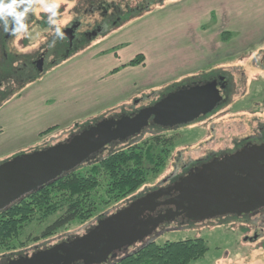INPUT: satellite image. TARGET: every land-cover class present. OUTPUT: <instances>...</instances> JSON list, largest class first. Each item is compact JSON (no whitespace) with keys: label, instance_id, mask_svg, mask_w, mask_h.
Instances as JSON below:
<instances>
[{"label":"rangeland","instance_id":"374dc122","mask_svg":"<svg viewBox=\"0 0 264 264\" xmlns=\"http://www.w3.org/2000/svg\"><path fill=\"white\" fill-rule=\"evenodd\" d=\"M126 2L144 8L131 19L135 22L110 30L92 50L58 68L57 76L51 74L0 110V164L64 142L105 119L135 114L181 86L223 72L232 79L227 104L190 124L167 131L151 126L127 141L173 138L163 168L149 175L134 196L181 174L186 165L233 151L238 141L264 133V0ZM139 55L142 63L125 68ZM123 145L108 146L100 158ZM125 204L124 199L102 206L94 219L77 221L45 239V226L33 224L20 244L11 245L15 250H1L0 256L32 254L83 236L99 217L111 216ZM157 234L159 243L204 239L208 252L190 264H264V213L170 224Z\"/></svg>","mask_w":264,"mask_h":264},{"label":"water","instance_id":"95a60500","mask_svg":"<svg viewBox=\"0 0 264 264\" xmlns=\"http://www.w3.org/2000/svg\"><path fill=\"white\" fill-rule=\"evenodd\" d=\"M221 100L217 82L179 89L134 115L105 119L64 142L0 164V212L76 171L108 146L126 143L151 125L167 130L190 124L214 112ZM173 190L179 193L178 198L168 204L197 222L254 214L264 208V144L213 160L174 187L136 198L99 220L83 236L12 264H110L146 243L162 225L174 222L178 215L173 210L153 216L160 207L158 200Z\"/></svg>","mask_w":264,"mask_h":264},{"label":"trees","instance_id":"16d2710c","mask_svg":"<svg viewBox=\"0 0 264 264\" xmlns=\"http://www.w3.org/2000/svg\"><path fill=\"white\" fill-rule=\"evenodd\" d=\"M143 61V56L139 55L128 66H137ZM123 144L124 148L104 158L98 156L90 160L0 212V251L15 250L17 247H12L13 244H20L25 229L33 224L44 225L41 238H49L77 221L84 223L94 219L102 206L125 199L126 207L139 197L141 194L134 196L138 188L165 165L173 138L153 135L142 144L139 141ZM116 146L119 145H111V148ZM159 236L156 233L110 264H190L203 258L209 250L201 238L159 243Z\"/></svg>","mask_w":264,"mask_h":264},{"label":"flooded vegetation","instance_id":"af4514ba","mask_svg":"<svg viewBox=\"0 0 264 264\" xmlns=\"http://www.w3.org/2000/svg\"><path fill=\"white\" fill-rule=\"evenodd\" d=\"M57 3L60 6L58 19L65 37L63 40L57 39L54 45L52 44L54 33L46 23L47 14L40 8V0H36L35 11L29 13L26 19V23L29 25L27 36L10 35L0 30V110L6 108L11 101L20 99L31 86L42 83L51 74H55L57 69L66 62L71 63L83 51L92 50L95 43L100 38H105L110 30L132 22L138 18L136 14L144 10L141 4H137L135 8L130 7L126 0H57ZM127 18L129 20L126 22ZM131 19L133 20L131 21ZM231 81L229 74L223 72L206 81H193L179 89L217 82V88L222 96L220 105H225L230 97ZM130 115H134V113ZM263 144L264 133L253 134L238 141L233 151L222 154L213 153L206 159L184 166L181 174L165 179L158 187L150 189L139 197L159 189L174 187L181 179L195 172V169H201L202 166L213 160H221L245 148ZM178 195L179 193L173 190L158 200L160 207L153 214L154 217L165 214L168 210H173L178 215L174 222L166 223L160 228L170 224L183 226L197 222L187 218L183 210L178 211L176 206L168 204L176 200ZM262 213H264V208L250 216L255 217ZM250 216H246V218H250ZM39 250L44 249H36V251ZM35 252L0 256V264H12L15 260L32 256Z\"/></svg>","mask_w":264,"mask_h":264},{"label":"clouds","instance_id":"9594fccd","mask_svg":"<svg viewBox=\"0 0 264 264\" xmlns=\"http://www.w3.org/2000/svg\"><path fill=\"white\" fill-rule=\"evenodd\" d=\"M40 8L47 14L49 28L54 33L52 44L63 40L65 33L60 27L59 4L57 0H40ZM36 9V0H0V30L10 35H28L29 25L26 23L28 14Z\"/></svg>","mask_w":264,"mask_h":264},{"label":"crops","instance_id":"0c3cea01","mask_svg":"<svg viewBox=\"0 0 264 264\" xmlns=\"http://www.w3.org/2000/svg\"><path fill=\"white\" fill-rule=\"evenodd\" d=\"M124 65H126V64H124ZM124 65H123V66H124ZM54 75H55V76H57V75H58V73H55ZM75 104H76V102H75ZM75 104H74V106H75Z\"/></svg>","mask_w":264,"mask_h":264}]
</instances>
